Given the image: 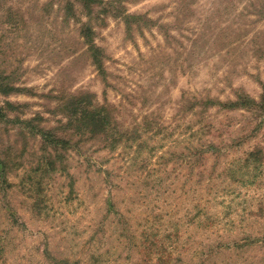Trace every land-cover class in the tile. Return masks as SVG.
<instances>
[{
    "label": "rangeland",
    "instance_id": "1",
    "mask_svg": "<svg viewBox=\"0 0 264 264\" xmlns=\"http://www.w3.org/2000/svg\"><path fill=\"white\" fill-rule=\"evenodd\" d=\"M0 264H264V0H0Z\"/></svg>",
    "mask_w": 264,
    "mask_h": 264
},
{
    "label": "trees",
    "instance_id": "2",
    "mask_svg": "<svg viewBox=\"0 0 264 264\" xmlns=\"http://www.w3.org/2000/svg\"><path fill=\"white\" fill-rule=\"evenodd\" d=\"M89 31L90 29L86 31L87 36ZM76 99L77 105L73 104L74 109L70 115V117L72 118V121L69 124L70 127L67 126L66 128L68 130H73V132L69 131V133H64L63 136L58 137L53 132H46L42 130L40 131L44 136L43 140H45L49 144L54 145L57 155L61 154L63 150L67 148L66 145L71 142L72 138L67 137L68 135L79 134L83 136L86 133L91 134L93 136L100 135L104 137L110 135V129L113 123L112 113L107 111L106 108L93 110V103L91 101L86 102L87 100L84 99L82 96Z\"/></svg>",
    "mask_w": 264,
    "mask_h": 264
}]
</instances>
